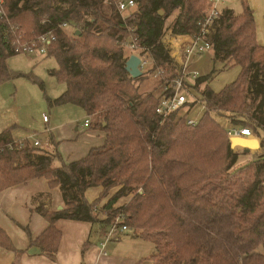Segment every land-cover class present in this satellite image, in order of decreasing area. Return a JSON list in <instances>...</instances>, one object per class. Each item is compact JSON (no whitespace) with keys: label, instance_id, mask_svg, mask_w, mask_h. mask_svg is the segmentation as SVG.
Masks as SVG:
<instances>
[{"label":"trees","instance_id":"1","mask_svg":"<svg viewBox=\"0 0 264 264\" xmlns=\"http://www.w3.org/2000/svg\"><path fill=\"white\" fill-rule=\"evenodd\" d=\"M134 1L136 11L123 18L116 0H3L0 82L11 77L6 60L21 53L14 50V40L23 43L51 32L55 40L46 55L54 56L58 67L49 72L65 89L48 103L83 109L93 128L104 133V141L66 162L56 151L17 148L15 125L6 127L0 131V190L39 177L59 187L62 209L35 208L49 221L46 231L33 238L24 228L29 248L52 260L60 238L56 220L103 229L122 214L134 236L152 243L153 264H264V136L262 152L232 172L239 154L213 116L224 115L255 134L264 132V45L257 42L253 10L241 0V13L224 6L212 22L208 38L213 61L241 71L218 92L201 89L208 77L195 80L193 90L206 109L189 125L175 112L164 121L155 113L158 99L138 92L135 82L142 76L126 72L123 47L148 48L168 77L177 75L161 38L167 28L173 35L198 34L209 3ZM70 26L71 38L66 32ZM93 187L116 191L98 207L85 198ZM130 196L128 203L115 207ZM0 247L23 253L1 228Z\"/></svg>","mask_w":264,"mask_h":264},{"label":"rangeland","instance_id":"2","mask_svg":"<svg viewBox=\"0 0 264 264\" xmlns=\"http://www.w3.org/2000/svg\"><path fill=\"white\" fill-rule=\"evenodd\" d=\"M246 1L253 10L257 42L264 45V0ZM224 5L232 8L236 13L242 12L241 0H226ZM171 21L172 19L168 18L166 25H170ZM66 32L69 38H71L70 34L73 32L72 26L68 27ZM172 42L179 43L178 41ZM123 54L125 57L137 54V51L131 49L129 45H124ZM6 65L11 73V77L0 82V131L6 126L15 125V128L12 130L13 137L17 140H24L30 146H32L35 139L40 140L42 143L50 140L47 150L62 153V155L59 153L62 159L68 156H79L81 154L80 147L82 145H89L94 139L97 142L96 144H91V146L96 147L101 143L102 131L94 129L92 125L85 127V129L80 127L85 117L83 109L72 104L49 105L48 99L58 97L65 89L64 84L49 72L58 67L54 56L40 54L37 51L21 52L9 57L6 60ZM190 67L196 70L200 77H208L201 84V89L203 90L208 87L214 92L220 91L223 87L235 81L241 71L239 66L223 68L219 61H213L211 51L205 52L202 55H194L190 60ZM40 83L43 84L44 89L41 88ZM135 85L138 86L140 94L152 93L156 96L159 92L158 80L153 78L152 75L142 76L140 80L135 82ZM180 113H183V111ZM202 113L203 108L199 103H196L189 110L188 115L191 118H199ZM44 114L50 118L49 125L51 128H54L52 129L53 135L45 131L46 126L42 121ZM213 116L222 128L228 129L232 126V123L224 115L213 114ZM92 118L95 119L93 116ZM67 123L69 124L65 126ZM63 126H65L64 131L62 129ZM75 126L79 127L77 131L74 130ZM59 129H62L61 141L57 139V135H59L57 131ZM89 133L92 135H89ZM257 135L261 139L264 136V132L259 130ZM261 152L259 149L252 150L249 153H243L242 150H239L238 159L232 168V172L249 163L251 159H255ZM85 155L86 153L84 152L81 157ZM57 162L58 160H55V163ZM130 198L131 196L122 199H128L126 202L128 203ZM123 200L117 202V204H122ZM134 231L139 232L137 228Z\"/></svg>","mask_w":264,"mask_h":264},{"label":"crops","instance_id":"3","mask_svg":"<svg viewBox=\"0 0 264 264\" xmlns=\"http://www.w3.org/2000/svg\"><path fill=\"white\" fill-rule=\"evenodd\" d=\"M86 118L85 114L84 120ZM84 120L80 124L82 129H85ZM49 122V117L47 122L43 121L46 126L45 131L53 135L52 129L54 128H51ZM65 126L62 128L63 131ZM90 126L91 122L88 127ZM62 129L57 131L58 140L61 138ZM78 129V126L74 127V130ZM89 135L92 134L89 133ZM101 136L102 141L97 146L102 145L104 141V133ZM254 136L261 140L257 134ZM12 139L15 143L23 142L25 146H30L24 140L15 139L13 135ZM96 142L94 139L89 145H82L79 156L63 157V160L69 162L82 158L84 152L87 154L90 148L94 147L91 144H96ZM239 150L241 151L239 148L236 149L238 153ZM47 151L49 152V149ZM115 191L116 188H113L104 193L102 187H93L85 191V198L89 202L96 201L98 207H102ZM121 200L123 199L117 202ZM123 201L119 205L116 203L115 207L123 205L128 199ZM38 206L50 211L64 206L59 187L56 184L51 185L44 177L34 178L0 190V228L9 237L13 247L18 251H23L17 254L16 251L0 247V264H153L150 259L154 249L152 243L134 236L130 230L109 241L103 253L99 245L103 229L99 225L70 219H58L53 223L60 233L55 259L52 260L46 255L38 254L35 249L29 248V237L24 230L27 228L30 235L36 238L49 227V221L35 210ZM99 218H104V215L100 213Z\"/></svg>","mask_w":264,"mask_h":264},{"label":"built area","instance_id":"4","mask_svg":"<svg viewBox=\"0 0 264 264\" xmlns=\"http://www.w3.org/2000/svg\"><path fill=\"white\" fill-rule=\"evenodd\" d=\"M209 3L208 11L205 21L200 24V31L196 35H173L170 28H167L161 38V42L168 50L169 56L174 64L177 75L168 77L167 69L162 65H157L155 58L146 47H141L136 44L129 45L131 49L136 50V55L139 58L138 68L142 73V76L152 75L153 78L158 80L159 92L156 94L158 99L155 113L161 117L164 121L168 116L177 113L179 116H184L187 124L194 125L199 118H191L188 113L196 103H199L203 108V112L206 109L201 102L199 96L194 92L193 85L195 80L199 77V73L190 67V60L194 55H202L205 52L212 51V45L208 38L210 32V26L212 22L217 18L218 12L224 7L226 0H207ZM116 9L123 18L130 17L136 11V3L134 0H116ZM5 15L3 8V0H0V16ZM64 23L61 27H66ZM13 30V27H10ZM7 34L5 33V37ZM55 40L54 35L51 32L40 34L35 36L32 40L29 39L20 43V41L14 40L12 45L14 50L18 52H34L37 51L40 54H46L48 46ZM172 41H178L175 43ZM130 55L125 56L127 59ZM183 111V113H180ZM202 115V114H201ZM44 122L48 121V116L44 114L42 116ZM90 125V119L84 120L83 126L88 127ZM228 137H254L253 131L245 126L232 125L228 129L226 128ZM17 148L25 147L23 142L15 144ZM33 147H39L45 151L49 146L48 140L41 142L35 139L32 143ZM9 148L11 146L9 145ZM129 227L124 223V217L122 214H118L113 222L107 227L103 228L102 235L100 237L99 245L102 248V252L105 253V247L107 243L123 233L127 232Z\"/></svg>","mask_w":264,"mask_h":264},{"label":"water","instance_id":"5","mask_svg":"<svg viewBox=\"0 0 264 264\" xmlns=\"http://www.w3.org/2000/svg\"><path fill=\"white\" fill-rule=\"evenodd\" d=\"M138 65L139 58L136 55L132 54L126 59L125 70L130 77L138 78L142 75L141 71L138 68ZM229 142L232 149L239 148L243 153H249L252 150H258L261 144V140H258L255 137H230ZM57 209H62V206H59Z\"/></svg>","mask_w":264,"mask_h":264},{"label":"bare ground","instance_id":"6","mask_svg":"<svg viewBox=\"0 0 264 264\" xmlns=\"http://www.w3.org/2000/svg\"><path fill=\"white\" fill-rule=\"evenodd\" d=\"M66 27H67V26H66ZM66 27H65V28H66Z\"/></svg>","mask_w":264,"mask_h":264}]
</instances>
